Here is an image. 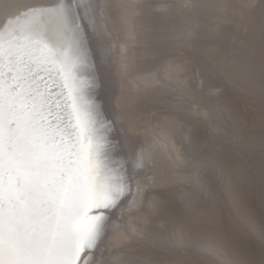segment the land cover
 Returning <instances> with one entry per match:
<instances>
[{"label":"rangeland","instance_id":"374dc122","mask_svg":"<svg viewBox=\"0 0 264 264\" xmlns=\"http://www.w3.org/2000/svg\"><path fill=\"white\" fill-rule=\"evenodd\" d=\"M92 1L78 82L127 186L81 264H264V0Z\"/></svg>","mask_w":264,"mask_h":264},{"label":"snow or ice","instance_id":"6c2138e0","mask_svg":"<svg viewBox=\"0 0 264 264\" xmlns=\"http://www.w3.org/2000/svg\"><path fill=\"white\" fill-rule=\"evenodd\" d=\"M23 7L0 22V264H77L106 233L120 192L78 82L97 23L73 0Z\"/></svg>","mask_w":264,"mask_h":264},{"label":"bare ground","instance_id":"6f19581e","mask_svg":"<svg viewBox=\"0 0 264 264\" xmlns=\"http://www.w3.org/2000/svg\"><path fill=\"white\" fill-rule=\"evenodd\" d=\"M95 1H97V0H95ZM128 1V0H127ZM129 1H131V0H129ZM60 2V0H0V22H4V21H6V19H15V17L16 16H22V13L23 12H25V11H27L28 9H26V8H24L23 6L24 5H31V6H40V7H44V8H47V9H54L55 7H56V5L58 4ZM73 2H75V3H79V2H81L80 4H82V5H87V3L85 4L84 2V0H82V1H76V0H73ZM96 3L97 2H95V5H96ZM6 4H9V5H12V7H9L8 9H7V12L8 13H10V15H7L6 16V14H5V10H4V6L6 5ZM88 5H94L93 4V1L91 0L90 2H89V4ZM95 9H96V7L94 8V6H91V8H89L88 9V11H87V16L88 17H92L93 15L95 16V19H96V23H97V27H96V30H91V29H89L90 30V33L93 35V38H94V42H95V46L97 47V53H98V56H99V58H100V60L101 59H103V60H106V53H107V46H104L101 42H100V40H99V37H100V35L98 34V31H99V29H100V23H99V18H97V15H96V12H95ZM82 14H83V12H82ZM102 15V14H101ZM102 17V16H101ZM100 19H102V18H100ZM102 28V27H101ZM87 34V33H86ZM98 35H99V37H98ZM90 45H91V43H90V40H88V38H87V36L85 35L84 36V48L86 49L85 50V55H87V51L88 50H90L91 48H90ZM88 56V55H87ZM106 64V63H105ZM81 70V69H80ZM83 73H85V70L83 71ZM89 84L90 83H86L85 82V86H87V91H89L88 92V94L90 93V88L88 87L89 86ZM101 85V84H100ZM86 90V89H85ZM84 90V91H85ZM98 90H100V87L98 88H95L92 92H91V94L92 93H94L95 91H98ZM84 94H85V92H83ZM92 96V95H91ZM108 96V98H105V97H107ZM93 97V96H92ZM83 99H84V97H83ZM101 99V98H100ZM104 99L105 100H108L109 99V95H108V92L106 93V94H104ZM92 100V99H91ZM107 104H110L109 103V101H108V103ZM105 106V105H104ZM109 108H108V111H109V113H110V115H111V112H112V108H111V106L109 105L108 106ZM107 117V116H106ZM118 118V117H117ZM114 131H115V129H114ZM113 136V135H112ZM114 137L115 138H118L119 137V141H120V137L121 136H119V135H116V132H115V134H114ZM116 142L117 143H115V142H113L112 144H113V146H114V149H115V153L112 151V150H110L109 148H107L106 147V149H107V154L109 153L110 154V156H112V157H110V159L111 158H113L111 161L115 164V160H114V158H116L117 159V162L120 160V159H124L125 160V162L123 163V169H125V167H126V162H127V160H126V158H127V154H125V152H124V149L123 150H121V148H120V146H119V143H118V141L116 140ZM121 142V141H120ZM121 147L123 148V146L121 145ZM143 156V155H142ZM141 156V157H142ZM139 160V159H138ZM108 162V161H107ZM111 162V163H112ZM122 162L121 161H119V165L121 164ZM143 163V162H142ZM108 164V163H107ZM112 164H110L109 166H111ZM143 165V164H142ZM110 168H112V167H110ZM116 169V168H115ZM110 170V169H109ZM114 170V169H113ZM112 170V172H114ZM139 170H136V169H132L131 170V172H129V173H131V174H133V175H135V173H137ZM118 171H116V173H117ZM128 172V171H127ZM115 173V174H116ZM119 173H120V171H119ZM121 173H123V172H121ZM141 173V172H140ZM138 174H139V172H138ZM140 175V174H139ZM122 176H123V174H122ZM132 176V175H131ZM130 177V176H129ZM135 177V176H134ZM139 177V176H138ZM137 177V178H138ZM132 179H133V177H131ZM136 178V177H135ZM117 180H119V182H120V185L118 184V185H116V187H118V186H120L122 189H123V185L125 184L124 183V181H125V179H123L122 177H121V175H120V177H119V179H118V177L116 178ZM116 179H115V181H116ZM134 180V179H133ZM132 180V181H133ZM135 180H137V179H135ZM114 181V182H115ZM138 181V180H137ZM137 181L135 182V183H137ZM117 182V181H116ZM116 182H115V184H116ZM127 182V181H126ZM138 182H140V181H138ZM128 184V183H127ZM126 185V184H125ZM124 185V186H125ZM134 185H136V184H134ZM134 185H132L133 187H134ZM127 186V185H126ZM120 187H118V189L120 190ZM129 187V186H128ZM130 187H131V185H130ZM132 188V187H131ZM130 188V189H131ZM136 188H138V187H136ZM128 189V188H127ZM129 190V189H128ZM134 190V189H133ZM138 190V189H137ZM134 193V192H133ZM136 194V193H135ZM132 204H134V203H132ZM115 223H116V221H115ZM112 227V226H111ZM117 227V226H116ZM121 230V229H120ZM120 233H122L121 231H118L117 232V235H120ZM117 235H115L114 234V236H112L111 235V239L113 240V239H115V237L117 236ZM119 237V236H118ZM118 237H117V239H118ZM114 241V240H113ZM91 262V261H90Z\"/></svg>","mask_w":264,"mask_h":264},{"label":"water","instance_id":"95a60500","mask_svg":"<svg viewBox=\"0 0 264 264\" xmlns=\"http://www.w3.org/2000/svg\"><path fill=\"white\" fill-rule=\"evenodd\" d=\"M84 257H85V253L83 252V253L81 254V258H80V260L77 262V264H81V262H82V260L84 259Z\"/></svg>","mask_w":264,"mask_h":264}]
</instances>
